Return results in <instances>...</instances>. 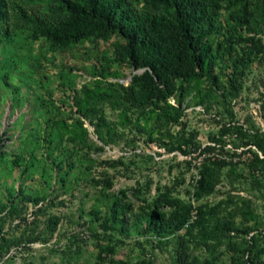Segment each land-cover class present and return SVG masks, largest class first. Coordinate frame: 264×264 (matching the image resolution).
Wrapping results in <instances>:
<instances>
[{
  "label": "rangeland",
  "instance_id": "obj_1",
  "mask_svg": "<svg viewBox=\"0 0 264 264\" xmlns=\"http://www.w3.org/2000/svg\"><path fill=\"white\" fill-rule=\"evenodd\" d=\"M122 1L165 46L161 79L102 24L44 36L70 26L61 0H20L11 17L0 264H250L264 248V0H214L197 48L172 4ZM217 220L225 234L205 240Z\"/></svg>",
  "mask_w": 264,
  "mask_h": 264
},
{
  "label": "trees",
  "instance_id": "obj_2",
  "mask_svg": "<svg viewBox=\"0 0 264 264\" xmlns=\"http://www.w3.org/2000/svg\"><path fill=\"white\" fill-rule=\"evenodd\" d=\"M66 9L71 13L70 26L64 32L46 31L44 36H49L55 40L77 41L87 36L86 26L102 24L107 29L117 30L127 41V57L138 67L154 68L155 75L161 79L162 73L160 69H156L157 63L166 53L163 43L158 40L156 35L146 34L143 23L136 19L131 13L129 7L122 0H61ZM153 4H172L178 13H181L183 21L178 26L180 38H183L188 44L195 48L202 44L200 36L202 31L212 23L213 17L210 14V7L217 6L214 0L210 3L208 0H146ZM20 0H0V43L9 35L10 20L14 13L20 9ZM203 21L201 29L200 22ZM131 100V98H127ZM36 206L38 202L35 201ZM22 206L11 208L9 216L14 217L15 221L22 222ZM39 210V208H37ZM36 209V210H37ZM35 210V211H36ZM34 211V212H35ZM199 228L205 240H209L218 234H225L224 224L217 220L215 224L201 222ZM258 234V233H257ZM257 234H253L251 241L256 239ZM39 238V236H36ZM5 241L0 243V250L5 249ZM254 244V245H253ZM248 262L250 264H264V248H260V252L253 254L257 243H252ZM7 252L4 254H8ZM3 254V255H4Z\"/></svg>",
  "mask_w": 264,
  "mask_h": 264
}]
</instances>
